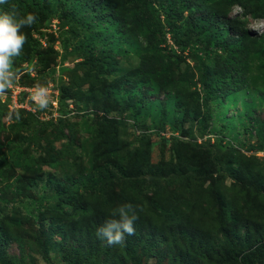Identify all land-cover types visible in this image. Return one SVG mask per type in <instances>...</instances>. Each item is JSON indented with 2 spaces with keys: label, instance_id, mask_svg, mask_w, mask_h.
Listing matches in <instances>:
<instances>
[{
  "label": "trees",
  "instance_id": "16d2710c",
  "mask_svg": "<svg viewBox=\"0 0 264 264\" xmlns=\"http://www.w3.org/2000/svg\"><path fill=\"white\" fill-rule=\"evenodd\" d=\"M11 5L22 15L37 16L35 24L22 30L27 42L15 61L16 76L23 71L22 64L27 69L32 63L35 76L26 71L25 77L46 86L44 81L54 76L56 68L53 88L58 93L59 110L67 98L81 97L77 102L84 100L83 107L92 105L98 110L101 100L110 97L119 104L123 101L120 113L128 111L120 120L85 113L71 122L64 123L60 117L41 124L34 118L36 113L14 110L12 119L19 113L18 123L33 133L19 135L15 142L7 139L0 151L1 179H12L15 168L32 169L31 158L57 169L68 164L60 157L70 152L76 155L77 149L86 148L83 154L90 157L83 174L62 179L45 171V181L41 174L32 177L44 193L38 202L35 195H27L24 204L32 207L30 213H41L44 197L53 193L48 197L53 202L50 208L65 210L70 221L67 236L73 239L78 231L86 239L84 250L71 249L75 254L84 253L80 258L83 264L89 257L92 264H123L122 259L129 263L138 253L144 259L152 254L161 257V246L192 251L203 256L204 264H213L203 255H215L213 245L230 254L229 260H237V264H264V228H256L253 237L238 231L245 217L264 212V118L253 114L258 103H242V112H236L245 120L241 142L215 138L207 158L213 167L208 173L212 178L208 190L201 188L199 176L194 181L186 178V173L196 172L193 163L203 146L196 142L193 129L199 128L200 137L233 129L229 124L233 117L226 118L223 113L232 107L237 93L251 87L260 99L264 96L257 89L264 85V31L252 35L247 28L249 20L264 21V0H8L0 5V12L8 11ZM53 20L55 27H50ZM130 53L137 58L136 67L99 83L100 77L117 71L119 60ZM68 57L76 61L72 68L63 66ZM76 70H82V75L74 74ZM61 76L68 81L66 86ZM83 83L89 87L80 91L78 85ZM71 87H75L73 95H64ZM5 99L9 102L7 96ZM6 107V102L0 104V116L8 112ZM212 114L221 115L217 131L208 125ZM185 119L194 120L195 127L182 129L179 123ZM164 124L171 130L167 139L160 137ZM53 125L56 130L50 136L48 128ZM81 127L89 139L79 148L74 141L79 139ZM127 131L132 132V140L126 137ZM150 137H160L162 143L170 141L171 158L150 162ZM46 141L47 148L41 144ZM96 144L102 152L96 151ZM109 144L111 152L105 148ZM204 144L208 145V140ZM41 146L46 149L43 156L39 155ZM223 149L224 154L232 155L227 167L226 159L217 157ZM6 154L11 155L10 160ZM224 176L230 179L229 185L223 183ZM77 189L81 193L73 194ZM14 199L1 203L5 206ZM125 203L133 204L139 217L136 234L131 236L136 242L133 247L109 246L97 238L96 230L114 218L113 210ZM214 203L221 210L219 219L207 211ZM15 204L17 201L11 209H3L0 218L9 216L4 222H14L18 213ZM214 235L222 240L215 243ZM89 241L96 244L88 246ZM26 255L12 258L11 264ZM179 259H184L182 253Z\"/></svg>",
  "mask_w": 264,
  "mask_h": 264
},
{
  "label": "rangeland",
  "instance_id": "374dc122",
  "mask_svg": "<svg viewBox=\"0 0 264 264\" xmlns=\"http://www.w3.org/2000/svg\"><path fill=\"white\" fill-rule=\"evenodd\" d=\"M237 9L232 10L230 13V16L234 15ZM56 21L53 20L50 23V27H55ZM247 28L250 30V33L252 35H259L263 33L264 31V21L260 20H249L247 24ZM25 29V28H24ZM22 29V30H24ZM54 29V28H53ZM230 33V30H228ZM44 42H42V45ZM55 48L59 50V45L55 44ZM78 61V60H77ZM119 65L117 68V71L114 70L110 74L105 76H102L99 78V83L102 81H110L113 78H115L117 75H121L124 71L130 70L134 67H136L137 58L133 54H129L128 56L122 58L119 60ZM76 61H73L71 57H68L64 63L63 66L66 68H72L73 64ZM23 71H20L17 76L15 83L12 87H10L5 95L0 96V104H3L6 102L7 104V110L8 112L6 114H3L0 116V127L3 129L0 130V151H3L6 147V141L7 139L11 138V142L17 141V137L20 135H24L23 137H26L27 135L30 136L33 133V130L31 128H25L24 126L20 125L18 122H20V119H12V115L14 110L16 109H27L33 112L35 114L34 118L39 121V123L43 124L48 121H55L57 118H62V120L65 122H71L74 121V117H78L83 114H89L91 113V116L94 117V115H105L106 119L109 120H120L121 118L125 117L128 111L121 112L120 113V107L123 105V101L117 102L112 101L110 97L104 98L101 100V109L93 108L92 105H88L86 107H83V101L81 100L79 103L77 101L80 100L81 97L77 98L76 100H70L65 99L64 103L66 104L61 110H59L58 106V93L53 88V84L55 81V75L57 73V69L55 68L54 76L50 79L46 80L45 85L43 86L39 80H36L34 82L29 81L25 75L24 72L27 71V73H30V75L35 76V69L32 66V63H30L25 69L26 64H22ZM25 69V71H24ZM76 75H82V70H76L74 72ZM62 77V82L64 86L68 83L66 78ZM38 87H42L45 89L44 96L47 99V107L41 108L39 106V100L37 97ZM80 91L86 90L89 86L86 83L79 84L78 85ZM259 92H264V85L257 87ZM75 91V87H71V89H65L64 95L72 96ZM7 96L8 101L5 99ZM236 99L233 101L232 107H228L224 111V117L229 118L232 116V120L230 121V126H233V129H228L226 132L223 130L221 133L217 134L214 131L209 132L207 134L204 133V136L200 137L197 134V129L194 128L193 133L196 135L195 140L198 144H202V149L198 151L195 162L193 163L194 170L196 172H193L190 174V172L186 173V178H189L190 181H194L196 176H199V184L202 189L208 190L210 185L211 177L209 178V172L213 169L212 165L208 161V154H212L213 150V143L215 138L223 139L224 142L228 141L229 139L233 140V138H237L239 142H241V137L243 136V130L245 128V120L241 117L242 115H236V112L241 113L242 112V103H247L251 101H255L258 103V105L254 108L253 114L259 118H264V96L262 99L258 96V93H256L255 90H252L251 87H248L240 92L237 93ZM160 99L161 96H158ZM84 98V97H83ZM153 96H151L150 99H152ZM91 100L93 101V98L91 97ZM30 103L33 104V106H30ZM40 108V110L38 108ZM124 106L122 107V109ZM70 110V111H69ZM39 111V112H37ZM41 111V112H40ZM62 111V112H61ZM221 112L222 111H216ZM219 113V114H221ZM216 116V114H212L211 121L208 122V125H210L211 129H217L218 128V121L221 115ZM154 123H157L158 120L155 119L153 121ZM179 122V121H177ZM195 127V121L192 119H188L185 121H182L179 123V126L182 129H187L189 126ZM217 126V128H216ZM50 129L49 133L50 136L54 135L56 130V125H53L52 127L48 128ZM171 130L167 126V124H164L163 126V132L162 136L167 139V136L170 134ZM79 139L77 138L76 141H74L75 146H78L79 148L84 144L87 143L86 139L88 137L87 132L84 130V128L79 129ZM132 132L127 131L126 137L132 140ZM47 134V133H46ZM177 135V133H174ZM45 137V136H43ZM47 137V136H46ZM160 137L154 138L150 137L149 140V146H150V162L154 163L158 160H165L167 161L169 158H171V142L162 143L160 141ZM187 139V138H184ZM255 138H252L251 141H253ZM208 140V145H205V141ZM78 141V143H77ZM49 141L41 142L47 148V144ZM234 144V142H233ZM55 144H51V146ZM235 146V145H233ZM85 147V146H84ZM23 148V146H22ZM44 147H39V155L43 156L45 149ZM94 148L98 153L102 152L103 149L99 144L94 145ZM106 151L111 152L112 148L109 144L108 146H105ZM48 149H50L48 147ZM87 149H83L79 151L76 150L75 154L73 155L71 152L60 157L61 161L65 163V161L68 164H61L60 167L57 169L54 168H48L47 166L43 165L42 162L40 164L37 163V159L31 158V168L29 171L27 169H18L15 168V171L12 173V179L10 180H3L0 178V190H1V198H0V217L3 215V209H11L13 204L17 201V216L14 218L13 221H7L4 222L3 220L6 218H9L8 215H5L3 217V220L0 218V264H11L12 258H19L22 256V254L25 255V252L27 253L26 256H24L20 262L15 260L14 264H83V262L80 261L81 256L84 254L82 251L75 252L71 249H73V246L78 248V250H84L87 246L85 240L83 237L78 234V231H76L75 236L69 237L67 236V229L70 225L69 219L64 214V209L62 208H50V205H53V202L48 199L53 193H47L46 196L43 199V208L41 213L35 214V212L30 213L32 210V207L27 204L25 205V200L27 198V195H35V201L38 202L39 195L43 194L44 191L40 189V185L32 181V177L34 176H40L42 175L41 179L42 181L46 180V176H43L45 171H49L53 175L60 176L62 179H65L64 176H75L79 174L85 173L87 169V161L90 160V157L88 154H83ZM225 149L223 151L217 152V157L219 159L225 158L226 161L224 162L225 167H227L230 162L231 154H224ZM242 153H245V155H248L247 152H244L241 150ZM257 156H260L261 153H256ZM263 154V153H262ZM6 159L10 160V156L6 154ZM10 162V161H9ZM89 162V161H88ZM188 165H192V163L189 161L187 163ZM34 165H38L35 167ZM63 166V167H62ZM224 167V168H225ZM235 167V166H234ZM64 174V175H63ZM50 176V175H49ZM53 176H50L51 178ZM8 181L11 185L9 187ZM48 181H51L49 179ZM223 183L226 185H229L230 179L228 177H223ZM6 186V188H4ZM40 189L39 191H37ZM54 189H58L57 186H54ZM37 191V192H36ZM35 193V194H33ZM74 193H81L80 190H74ZM82 197L85 196V193L82 191L81 194ZM11 197L15 198L11 202H8V204H5L3 206L1 203L2 200L11 199ZM71 199V198H69ZM66 203L68 205H71L70 202ZM40 211V210H39ZM212 213L214 217L217 219L221 218V210L220 207L218 208V205L214 203L212 210H207ZM14 216V214H13ZM76 216V214H74ZM11 220V219H10ZM243 224L238 228L239 233L245 232L249 236H251L256 230V228L263 229L264 224V212H256L252 214V216L245 217L243 219ZM219 223V221H218ZM79 235V236H78ZM242 236V234H241ZM131 236H128L126 238V241L123 244H119L121 246L126 247H133L136 240L133 238L131 239ZM131 239V240H130ZM213 241L218 242L221 241V236H213ZM130 240V241H129ZM96 243L89 241L88 246H93ZM58 245L60 248L58 249ZM187 245V244H186ZM188 246V245H187ZM215 246L214 251L215 255H213L210 252H204L203 255L208 257V261H210L213 264H237V260H229L230 254L227 252H224V250L219 247L218 245ZM161 249L164 251L161 252V257L154 256L156 254H152L148 256L147 258H143V254H135L133 257V260L125 261L122 259L123 264H204L201 260L202 257L197 256L194 252L188 251H177L172 250L169 248H165L164 246H161ZM186 250V249H185ZM152 253H154V250H152ZM183 254L184 259L180 260V254ZM169 254L168 256H165ZM217 254V255H216ZM27 257V258H26ZM89 257V255H88ZM169 257V258H168ZM211 257V258H209ZM83 258V256H82ZM86 258V257H84ZM91 260L93 258L89 257ZM88 258V259H89ZM196 258L192 261L191 259ZM87 261V264L91 260ZM186 262V263H185Z\"/></svg>",
  "mask_w": 264,
  "mask_h": 264
},
{
  "label": "clouds",
  "instance_id": "9594fccd",
  "mask_svg": "<svg viewBox=\"0 0 264 264\" xmlns=\"http://www.w3.org/2000/svg\"><path fill=\"white\" fill-rule=\"evenodd\" d=\"M8 0H0L5 5ZM37 22L33 13L21 14L15 5H11L6 12H0V96L5 95L16 80L15 61L20 57L27 35L22 31ZM45 89L38 87L37 97L41 108L47 107L44 96ZM19 120V113H16ZM114 218L107 220L96 230L98 239L105 241L109 246L123 244L128 236L136 234L135 223L139 219L137 210L131 203L119 205L112 212Z\"/></svg>",
  "mask_w": 264,
  "mask_h": 264
}]
</instances>
